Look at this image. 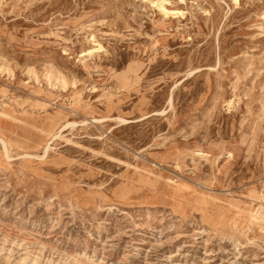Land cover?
<instances>
[{
  "label": "rangeland",
  "instance_id": "374dc122",
  "mask_svg": "<svg viewBox=\"0 0 264 264\" xmlns=\"http://www.w3.org/2000/svg\"><path fill=\"white\" fill-rule=\"evenodd\" d=\"M0 264H264V0H0Z\"/></svg>",
  "mask_w": 264,
  "mask_h": 264
},
{
  "label": "bare ground",
  "instance_id": "6f19581e",
  "mask_svg": "<svg viewBox=\"0 0 264 264\" xmlns=\"http://www.w3.org/2000/svg\"><path fill=\"white\" fill-rule=\"evenodd\" d=\"M89 52H90V51H89ZM70 123H71V122H70ZM70 123H69V124H70ZM69 124H68V125H69ZM255 216H256V215H255ZM257 216L259 217V215H257ZM257 216H256V217H257ZM254 218H255V217H254ZM256 220H257V219H256ZM231 235H232V234H231Z\"/></svg>",
  "mask_w": 264,
  "mask_h": 264
}]
</instances>
